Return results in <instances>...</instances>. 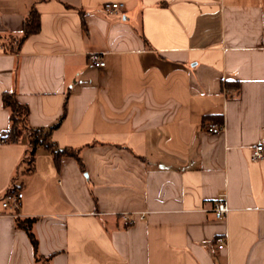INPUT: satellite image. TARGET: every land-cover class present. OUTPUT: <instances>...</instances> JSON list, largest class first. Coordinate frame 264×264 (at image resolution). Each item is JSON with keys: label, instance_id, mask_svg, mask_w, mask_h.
<instances>
[{"label": "crops", "instance_id": "obj_1", "mask_svg": "<svg viewBox=\"0 0 264 264\" xmlns=\"http://www.w3.org/2000/svg\"><path fill=\"white\" fill-rule=\"evenodd\" d=\"M33 6L40 30L19 52L0 44V264H264V160L250 157L264 144V0H0V35H21ZM5 91L33 127L66 107L50 141L84 169L41 145L26 172V140H4ZM13 185L38 260L1 205Z\"/></svg>", "mask_w": 264, "mask_h": 264}, {"label": "trees", "instance_id": "obj_2", "mask_svg": "<svg viewBox=\"0 0 264 264\" xmlns=\"http://www.w3.org/2000/svg\"><path fill=\"white\" fill-rule=\"evenodd\" d=\"M24 26L21 35H16L14 33H9V35L3 37L0 35V44L5 51L19 52L23 42L31 35L36 34L41 28L40 13L35 6H33L29 13L24 18ZM225 86H238V83H231L226 81ZM2 101L4 107H7L10 111V126L6 133L4 134V140L9 143H18L22 140H26V157L24 162L27 166L26 172L30 171L34 166V159L36 156V151L38 146H43L50 150L54 162L59 165L60 158L64 155L73 156L77 162H79L81 168L84 169V162L80 155V150L76 148H59L57 145L50 141L51 131L57 127L62 121L66 114V107L63 114L58 118V121L48 128L45 127H33L30 125L28 120L29 106L25 103H21L15 92L5 91L2 95ZM208 118H213L216 123L222 124L224 122L223 116L212 115ZM16 186L13 185L8 191L3 195L6 196L10 192L16 191ZM15 221L17 225L23 228L27 235L30 236L33 250L35 252L36 259H40L41 256L38 253V238L33 231V226L36 223V217H21V215H15Z\"/></svg>", "mask_w": 264, "mask_h": 264}, {"label": "built area", "instance_id": "obj_3", "mask_svg": "<svg viewBox=\"0 0 264 264\" xmlns=\"http://www.w3.org/2000/svg\"><path fill=\"white\" fill-rule=\"evenodd\" d=\"M124 3L119 1H108L103 5V9L109 13V12H117L123 9ZM89 61L97 66L103 67L106 65V62L102 60L100 54L95 53L92 54L89 57ZM222 124H218L216 122H212L208 125L207 130L210 132L218 133L222 131L223 129ZM250 157L252 161H261L264 160V144L258 143L255 146H252ZM24 192L22 191H13L10 192L8 195L4 196L1 205L5 209L10 211V214L13 216L20 215V205L21 201L23 199ZM230 211V205L228 204V201L224 197L220 198L218 202L215 203V206L212 208V212L214 216L217 218H226L228 216V213ZM124 218V224L129 225L134 218H132L131 214H125L123 215ZM228 246L227 244V238L226 236H220L217 239V247L218 249H225Z\"/></svg>", "mask_w": 264, "mask_h": 264}]
</instances>
